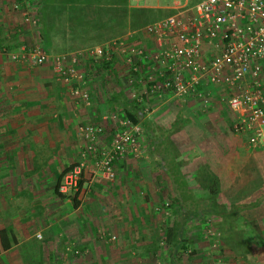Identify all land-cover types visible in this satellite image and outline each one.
I'll list each match as a JSON object with an SVG mask.
<instances>
[{
  "label": "crops",
  "instance_id": "crops-1",
  "mask_svg": "<svg viewBox=\"0 0 264 264\" xmlns=\"http://www.w3.org/2000/svg\"><path fill=\"white\" fill-rule=\"evenodd\" d=\"M161 1L162 4L155 0L154 4L141 5L152 9L150 22L173 12L175 0ZM196 1L184 2L193 4ZM117 7L116 3L98 0L74 4L69 0H0V152L19 153L29 160L39 152L50 153L41 161L42 167L37 164H0V231H3L5 245L2 247L0 241V264H264V209L258 208L264 202V169L261 171L264 164H252V170L260 171L256 179L249 173L245 180L232 177L229 185L237 188L241 184L254 185L250 196L259 204L244 214L248 221L251 219V228L247 225L238 227L228 246L224 243L215 246L207 238L203 242L190 240L197 237L189 233L194 231L191 228L197 223L191 219V214H185L187 218L183 224L181 222L183 236L180 238L184 245L169 247L165 244L162 223L165 216L161 209L148 206L149 195L155 194L149 191L152 182H156L151 175L146 176L149 164L153 169L164 168L156 167L152 162L154 158L150 161L145 151L143 153L146 145L144 132L138 153H127L114 162L113 179L106 180L99 172H84L81 188L75 197L76 207L72 206L71 200L74 192L63 194L58 188L54 192L58 174L79 159L81 142L75 123L79 122L78 126L100 122L106 113L98 110L105 101L97 100L102 87H106L99 78L105 73L101 69L95 72L89 68L85 70L88 60L78 59L76 67L79 71L85 76L90 71L95 74L90 76L88 83L90 100L75 102L80 104V110L76 107L70 109L71 102L62 94L69 85L57 79L49 63L31 70L30 66L9 60L8 55L21 43L43 42L40 34L45 25L61 29L56 36H50L51 41L46 46L54 48L53 42L57 40L56 48L61 51L58 55H69L123 38L134 29L121 30L112 25L97 27L102 22L107 23V17L96 9ZM70 9L71 13L68 12ZM80 9H83L81 21ZM92 24L96 27L89 26ZM144 39L151 47L150 39ZM119 62L118 58H113L111 72L121 68ZM262 82L264 88V75ZM196 104L199 102L191 98L185 106L194 108ZM222 115L210 113L202 116L204 121L209 118L206 127L210 131L203 141L196 138L194 146L188 150L176 145L174 162L179 171H185L181 164H197L198 157L205 163V153L210 150L207 137L223 134L211 124L216 116L221 120ZM186 117H192L191 122L199 118L191 114ZM242 135L235 133L234 137L240 139ZM48 162L52 164H46ZM164 177L168 184L172 183L167 176ZM183 179L188 185L190 180ZM172 221L168 226L173 224ZM246 229L252 230L251 237L245 238L242 230ZM215 231L212 229V234ZM201 234L205 238L207 229L201 227Z\"/></svg>",
  "mask_w": 264,
  "mask_h": 264
},
{
  "label": "built area",
  "instance_id": "built-area-1",
  "mask_svg": "<svg viewBox=\"0 0 264 264\" xmlns=\"http://www.w3.org/2000/svg\"><path fill=\"white\" fill-rule=\"evenodd\" d=\"M175 1L173 12L140 29L151 47L136 43L131 32L69 55H49L38 44L21 43L9 57L30 65L49 63L79 102L90 96L85 75L76 67L79 58L110 64L120 59L133 77L140 75L135 81L142 91L131 94L138 103L149 95L158 100L168 95L196 97L208 105L206 90H221L219 100L236 114L232 131L246 135L250 147L264 144V0ZM142 132L139 124L116 112L103 114L100 122L79 124V159L62 175L59 192H75L85 171L113 179L114 162L138 153Z\"/></svg>",
  "mask_w": 264,
  "mask_h": 264
},
{
  "label": "rangeland",
  "instance_id": "rangeland-1",
  "mask_svg": "<svg viewBox=\"0 0 264 264\" xmlns=\"http://www.w3.org/2000/svg\"><path fill=\"white\" fill-rule=\"evenodd\" d=\"M154 3H156L155 0H144V1L141 0L139 2H133V1L128 0V5L131 7H135V8H141V5L143 4L151 5ZM158 3L162 4L163 1L158 0ZM190 3H193V2H190ZM148 23H150V21L147 22L146 24ZM143 26L133 30V32L135 33L133 34L132 39L136 42H143V45H146V41H145L146 39H144V35L140 31V29ZM68 30H70V28ZM60 32H61L60 27H54V26L48 27L47 25H45L43 32H42L43 42H40L38 40L37 42H33L32 44H28V45L30 46L33 44H38L40 47H42L46 51L47 54L58 55L61 53V51L59 48H56V46L58 45L57 40L53 42L54 48H49L50 46L47 48L46 46H48L49 44L47 43L51 41L50 36L51 35L56 36V34ZM35 34H36L37 39H39L36 31H35ZM138 44L141 45V43H138ZM77 49L80 50V48H77ZM74 52L79 53L77 51H74ZM8 58L9 60H11L9 55H8ZM119 61H120L119 65H121V68L115 71V73L111 72L113 68L112 65L110 67L111 70H106L103 68L100 70L105 74L101 75V77L99 78L102 79L101 83L106 86V87H102L101 89L102 93L100 94V96L99 95L97 96L98 102H100V99L105 101V103H103L104 104L103 107H98V110L102 109V112H106V113L116 112L120 114L121 112V110L119 109L120 107L109 108L107 106L106 101L112 94L122 92L126 101L127 100L129 101V100H132V96H131L132 93L138 94V92L142 91V86L138 85V83L135 81L136 79L140 77V75L138 76L135 75V77H133V74L129 72L127 65L124 64L120 59ZM87 62H88V66H86L85 70L89 68V70H92L95 72L97 68L93 66L92 64H97V63H92L89 60ZM22 64L26 66H30L31 70L33 69L36 70L37 68L39 69V66H40V65H30L26 63H22ZM49 68L52 70L51 65L49 66ZM94 72L90 71L85 76L87 80V86H88L89 80L91 79L90 76L91 75L93 76L95 74ZM130 78L132 79L131 82L129 81ZM88 91L90 93L89 87H88ZM206 91L210 93V103H208V105H203V103L196 97L186 98L188 99V101L189 99L193 98L199 102V105L198 104L194 105V108H192V106L190 105L185 106L188 102L187 100L182 102L181 98L179 99V98H175V97L168 96V95L160 98L159 100L156 98H153L152 95H149L146 98H144L140 104H142L143 106L142 112L144 114L143 115L144 119H147L150 122L149 127L155 130L154 132L155 134L153 135L154 137L161 136L163 131L168 132L169 129L173 127L176 128L174 131L167 134V138L169 141L168 143L170 144L169 147L173 150V152H175L174 150L176 149L178 150V147H176V145L178 146L180 145L181 149L185 147L186 150H188L190 149V146H194L195 144L194 140L196 138L197 140L203 141L204 138L206 137V133L210 134V131H208L209 128L206 127V124L209 123L208 122L209 118L206 117L205 120L207 121H204L203 119H201L202 116H207L210 113L212 114L214 113L215 115L216 113L220 115L223 114L220 118L221 120H218V117L216 116L215 120L211 124L213 129H219L220 131L219 133H223V134L222 135L219 134L218 136L211 135V138L207 137L208 142H210V146H209L210 150L209 152L207 151V154L205 153V156H204L205 163H203L202 158L198 157L197 164H181V167L184 168L183 170L185 171L180 170L179 173L182 175L183 178L185 177L186 179H188V181L190 180L188 182L189 183L188 187L190 189L194 188L198 190L196 186L197 184L196 172L201 166H203L204 164L207 165L208 170L212 171L215 174L220 173V170L223 171V174L221 172L220 176L224 178L222 179L220 178V179H221V183L223 184L224 188L223 189L221 188L217 194L218 202H221L223 204L226 211H230L229 209L230 203L242 206V208H240L239 210L237 209L235 211L236 218L233 220H226L225 217H222V216L218 217L217 215L209 217V218H204L199 213H196L193 217H191L192 220H195L194 222H197L195 225L196 227L194 226L193 228H191V230H194V231H190L189 233H191L192 235L193 234L197 235V237H192L190 238V240H195L196 242H200L201 240L203 242L207 238L209 242L212 241V243H215V246L220 243H224L228 246V244L231 243V237L232 236L234 237V234H236L238 227L242 228L240 226L246 227V225L250 227L251 219H249L248 221L245 218L246 215L244 216V214L245 213L247 214L250 210H252L254 205L257 206L259 204V202L253 201L252 196H250L252 189L254 188V185L241 184L237 188L236 185H229V184L233 180L232 177H235V178L238 177V179L245 180L248 173L250 174V176H253L254 179L258 178L260 171H258L259 172L258 173L256 170L255 171L252 170L253 169L252 164H264V144H262L261 147L259 148L250 147L245 140L246 139L245 136L242 135L240 139H238V137L237 138L234 137L235 133L232 131L231 126H232V123L234 122L236 114L230 111L228 107L219 100L220 95L222 96L223 92L221 90H217L214 88L208 89ZM62 94H63V98H67V100L71 102L69 106L70 109H73V107H76L75 109L78 108V110H80V104L75 103V102L79 103V101L72 99L66 89L63 90ZM92 100H94L93 97H92ZM216 108L218 110H216ZM190 114L191 116H198L199 118L191 122L192 117H189V119L186 117V116H190ZM156 115H159V118L156 117ZM186 118L188 119V121L185 122L184 120ZM199 119H201V121H199ZM78 123H75L74 128L77 127ZM196 133H197V136H196ZM151 141H152L151 138L147 139L145 136L144 143H146V145L143 148V153L145 151L150 161L154 157L153 155L156 153L155 152L153 154V150H150ZM160 147H161L160 143L155 145V151L160 152ZM49 154L50 153L46 151L39 152L35 154L34 159L29 160L25 155H22L19 153L14 154V153L0 152V164H13V166L15 165L20 166L19 164H25V166H27V164H37L39 167H42L41 161L44 160L47 156H49ZM46 164H52V163L48 162ZM149 166H150L149 171L147 173L145 171L146 176L151 175V178L153 179V181L156 182V184L152 182V185H151L152 189L150 191L148 190L149 192H153V191L155 192V194L149 195L150 201L148 202L149 203L148 206L153 207L154 209L156 208L161 209L162 213L165 216L162 221L163 226H164V231L167 228V226L171 223V220H173L172 222L177 220V222L179 223V229L177 231V234L179 236H183V230L181 228V225L183 224V220L187 218L185 214L188 215L189 212H187L186 209H182L181 211L176 212V214L172 213L171 208L169 207V201H168L169 199L166 198V190H169V188L171 187L170 184L167 183L166 178L164 177L166 176V174H164V172L160 169L159 170L157 168L153 169L152 164H149ZM263 169L264 168H262L261 171ZM201 193L202 191L192 190L193 195L191 196L196 197V198H201L202 196L200 195L197 196L198 194H201ZM246 197L248 199H245ZM239 198L240 200H238ZM258 208L264 209V202H262V205L259 206ZM173 215H174V218H173ZM190 223L193 224L192 222ZM190 223L188 224L190 225ZM201 227H203L204 230L207 229V236L205 238L201 234ZM211 228L213 230H216L217 233L215 231V233L212 234ZM234 229H236L235 232L233 231ZM246 230H245L246 232L242 230L244 232L245 238L251 237L252 230L251 229L250 230L246 229ZM186 236H188V234ZM188 240L189 238H187L186 240L187 244H188ZM190 242L191 241H189V245H190ZM187 248L191 250V248L188 245H187Z\"/></svg>",
  "mask_w": 264,
  "mask_h": 264
},
{
  "label": "trees",
  "instance_id": "trees-1",
  "mask_svg": "<svg viewBox=\"0 0 264 264\" xmlns=\"http://www.w3.org/2000/svg\"><path fill=\"white\" fill-rule=\"evenodd\" d=\"M80 1H86L88 0H69L70 3H80ZM100 2H105L108 4H114L116 3L119 5L117 8H104V9H96V12L99 11L100 13L104 14L107 19L105 22L101 25H97V27H111V25L117 29L124 30L126 28H129L131 30L139 28L149 22L151 20V14L152 9L149 8H135L128 5L127 0H98ZM72 9H70L68 12L71 13ZM83 14V9H80V21L82 20L81 16ZM149 20V21H148ZM79 21V19L77 20ZM107 24V25H104ZM81 26V25H80ZM90 27H96L93 24L89 25ZM52 27V26H48ZM84 27V26H81ZM103 28V27H102ZM43 30H41L42 35ZM45 41V39H44ZM95 66L98 70L100 69H106L111 70L110 62H103L100 61L97 64H92ZM107 106L109 108L113 107H120L121 110L120 115L124 118L128 119L132 124H139L140 127L143 129V132L147 139H152L151 141V150H153V158L154 164L156 167H163L162 170L164 174L171 180L170 188L169 190H166V198L169 200V207L171 208L172 213L176 214V212L181 211L182 209H186L189 212V215L191 214L194 216L196 213H199L204 218H209L212 216H218V217H225L226 220H233L236 218L235 211L242 206L235 205L230 203L229 209L230 211H226L223 204L221 202H218L217 194L220 191V189L224 188L223 184L221 183L220 174L213 173L212 171L208 170L207 165L201 166L197 172H196V186L197 189H190L188 185L186 184L185 180L183 179L182 175L179 173V170L177 168V164L174 162V152L169 147L170 144L168 143L167 134L174 131L176 128L173 127L168 130V132H162L161 136L154 137L155 130L149 127V121L147 119H144V114L142 112V104L136 102L135 100H127L124 98L123 93H116L112 94L108 100L106 101ZM164 133V134H163ZM158 143L161 144L160 152L155 151V145ZM154 146V147H153ZM154 148V149H153ZM70 167V166H69ZM63 169L57 176L56 182L54 185V192L57 191L60 179L62 175L65 173V171L69 168ZM82 181L80 180L78 182V188L72 195V206H77V200L75 199L77 193L79 192V189L81 188ZM193 191H202L201 194H198L197 196H202L201 198H196L191 195ZM192 198V199H191ZM226 211V212H225ZM232 215V216H231ZM179 229V223L176 221L173 222L170 226H168L164 231V242L169 247L180 244L181 246L184 245V240L180 238V236L177 234V231ZM0 241L2 244V247L5 248V245L3 244V231H0Z\"/></svg>",
  "mask_w": 264,
  "mask_h": 264
}]
</instances>
